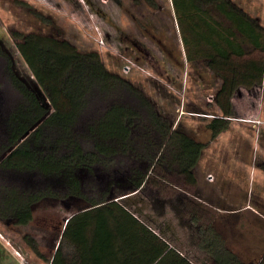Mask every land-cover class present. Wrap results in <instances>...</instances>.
I'll return each mask as SVG.
<instances>
[{"label": "trees", "instance_id": "trees-1", "mask_svg": "<svg viewBox=\"0 0 264 264\" xmlns=\"http://www.w3.org/2000/svg\"><path fill=\"white\" fill-rule=\"evenodd\" d=\"M172 3L187 59L206 61L222 79L215 97L221 114L207 124L216 139L236 117V92L264 82V25L233 0ZM14 35L23 39L18 47L36 85L14 73L21 99L0 110V221L27 225L41 200L81 198L89 209L69 219L50 264H196L111 198V189L140 193L156 182L157 166L195 184L206 143L174 129L142 88L109 70L98 52L50 36ZM254 51L263 56L247 57ZM199 232L198 246L215 264H246L211 226ZM25 239L45 258L35 238Z\"/></svg>", "mask_w": 264, "mask_h": 264}, {"label": "rangeland", "instance_id": "rangeland-1", "mask_svg": "<svg viewBox=\"0 0 264 264\" xmlns=\"http://www.w3.org/2000/svg\"><path fill=\"white\" fill-rule=\"evenodd\" d=\"M156 2L157 8L145 0H0V43L13 57L11 68L0 61V110L21 99L10 84L11 71L36 85L18 49L23 39L14 32L50 36L80 51L98 52L109 70L142 88L174 129L207 145L195 184L157 166L152 175L156 182L120 201L196 264H215L198 246L201 225L215 229L244 263L264 264V82L236 92V117L213 139L207 124L221 114L215 97L222 79L206 61L187 59L172 0ZM233 2L264 25V0ZM249 56L263 54L254 51ZM111 191V198L118 199L134 189L115 185ZM183 195L188 197L185 204ZM89 206L76 197L45 198L33 207L29 224L0 221V264H23L20 257L29 264H50L47 259L55 253L67 219ZM27 234L36 239L45 258L32 250Z\"/></svg>", "mask_w": 264, "mask_h": 264}, {"label": "flooded vegetation", "instance_id": "flooded-vegetation-1", "mask_svg": "<svg viewBox=\"0 0 264 264\" xmlns=\"http://www.w3.org/2000/svg\"><path fill=\"white\" fill-rule=\"evenodd\" d=\"M18 49H19V47H18ZM20 51V50H19ZM21 53V52H20ZM4 61V63L6 64V66L9 68H11V65H12V63H13V57L11 56V53H10V51H8V50H6L5 49V47H3V44L2 43H0V61ZM11 73V75H10V84L12 85V87L14 88V89H16L17 90V88H16V86H15V82H14V76H13V74H14V72L13 71H11L10 72ZM18 91V90H17ZM0 95H1V93H0ZM1 101V100H0Z\"/></svg>", "mask_w": 264, "mask_h": 264}, {"label": "crops", "instance_id": "crops-1", "mask_svg": "<svg viewBox=\"0 0 264 264\" xmlns=\"http://www.w3.org/2000/svg\"><path fill=\"white\" fill-rule=\"evenodd\" d=\"M178 190L180 191V192H182L183 194H185L186 196H189V195H191L188 191H186V190H183V189H180V188H178ZM133 192V191H132ZM132 192H130V193H132ZM130 193H127V194H129L128 196H125V197H123V198H118V199H126V198H129V197H131V196H133V195H135V194H137V193H132V194H130ZM127 194H125V195H127ZM185 195H183V196H185ZM124 196V195H123ZM182 196V197H183ZM192 197H194L193 195H192ZM117 199V200H118ZM199 201H201L202 203H205L204 201H202L201 199H199ZM205 204H207V203H205ZM84 210V209H83ZM82 211V210H81ZM73 215V214H72ZM66 225H67V221H66V224H65V227H66ZM64 227V228H65ZM63 232H64V229L62 230V232H61V235H60V237L58 238L59 239V242H58V245H59V243H60V240H61V236L63 235ZM58 245L56 244V250H55V253H56V251H57V248H58ZM55 253L53 254V256H52V258H51V261L53 260V258H54V255H55Z\"/></svg>", "mask_w": 264, "mask_h": 264}, {"label": "water", "instance_id": "water-1", "mask_svg": "<svg viewBox=\"0 0 264 264\" xmlns=\"http://www.w3.org/2000/svg\"><path fill=\"white\" fill-rule=\"evenodd\" d=\"M45 118L46 117H44L43 119H41V120H39L37 123H35L34 125H33V127L27 132V134H26V136H25V138L26 137H28L32 132H34L43 122H44V120H45ZM138 192V190H134L132 193H137ZM132 193H130V194H132ZM129 194H127V195H124V196H122L121 198H123V197H125V196H128ZM114 200H117V199H114ZM86 209H89V208H86ZM86 209H84V210H86ZM76 214V213H75ZM75 214H73V215H71L68 219H67V222L69 221V219L72 217V216H74ZM62 237V236H61Z\"/></svg>", "mask_w": 264, "mask_h": 264}, {"label": "built area", "instance_id": "built-area-1", "mask_svg": "<svg viewBox=\"0 0 264 264\" xmlns=\"http://www.w3.org/2000/svg\"><path fill=\"white\" fill-rule=\"evenodd\" d=\"M15 253L18 255V253L15 251ZM20 260L22 261L23 264H29L28 260H26L23 257H20Z\"/></svg>", "mask_w": 264, "mask_h": 264}, {"label": "bare ground", "instance_id": "bare-ground-1", "mask_svg": "<svg viewBox=\"0 0 264 264\" xmlns=\"http://www.w3.org/2000/svg\"><path fill=\"white\" fill-rule=\"evenodd\" d=\"M103 17V16H102ZM97 30V29H96ZM93 34V33H92ZM100 34V33H99ZM104 40V39H103ZM105 41V40H104ZM150 50V49H149ZM149 52V51H148ZM151 52V51H150ZM147 53V52H146ZM150 54V53H149ZM152 54V53H151ZM150 54V55H151ZM151 57V56H150ZM153 59V58H152ZM152 61V60H151ZM158 61H159V59H158ZM159 65V64H158ZM143 67H145V66H143ZM160 69V68H159ZM156 70H158V69H156ZM161 70V69H160ZM146 71V70H145ZM167 71V70H166ZM160 72V71H159ZM163 72H164V70H163ZM168 76V75H167ZM152 77V76H151ZM162 77V76H161ZM147 78V77H146ZM167 79V78H166ZM174 80V79H173ZM157 83V82H156ZM164 83V82H163ZM172 83V82H171ZM256 179V178H255ZM254 182V181H253ZM252 182V183H253Z\"/></svg>", "mask_w": 264, "mask_h": 264}]
</instances>
